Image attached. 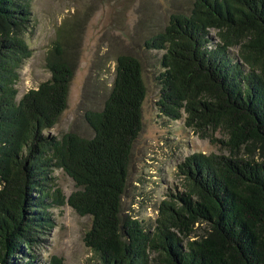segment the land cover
<instances>
[{
  "label": "trees",
  "instance_id": "16d2710c",
  "mask_svg": "<svg viewBox=\"0 0 264 264\" xmlns=\"http://www.w3.org/2000/svg\"><path fill=\"white\" fill-rule=\"evenodd\" d=\"M32 16V0H0V264H40L11 258L34 251L35 232L52 225L49 209L65 204L91 216L83 239L100 264H264V0H193L147 43L164 51L161 111L186 112L223 150L180 164L185 190L160 202L152 229L122 215L143 126L142 62L119 55L103 107L86 113L92 137L46 134L67 108L78 56L57 40L46 57L51 77L18 99ZM54 168L78 189L65 196Z\"/></svg>",
  "mask_w": 264,
  "mask_h": 264
},
{
  "label": "rangeland",
  "instance_id": "374dc122",
  "mask_svg": "<svg viewBox=\"0 0 264 264\" xmlns=\"http://www.w3.org/2000/svg\"><path fill=\"white\" fill-rule=\"evenodd\" d=\"M192 2L32 0L33 20L26 34L32 55L19 70L18 99L51 77L46 57L57 40L67 44L78 56L67 108L46 134L61 138L72 131L92 137L93 129L86 120V113L103 107L112 88L117 58L129 54L142 62L147 87L143 126L130 155L122 215L138 219L146 229L155 226L160 202L169 194L185 190L180 164L196 152L223 151L220 142L212 141L210 136H204V132L187 124L186 112L180 119L172 118L165 115L159 105L162 85L158 77L163 71L160 58L164 51L147 43L165 29L172 14L189 13ZM214 136L215 139L224 138L219 131L214 132ZM52 176L65 196L78 189L63 168H54ZM37 194L35 190L33 195ZM49 211L52 225L35 232L34 251L23 246L24 250L11 261L21 263L32 259L50 264L56 255L63 258V264H100L98 256L83 239L92 226L91 216L80 215L68 204L52 207ZM152 264L157 263L153 261Z\"/></svg>",
  "mask_w": 264,
  "mask_h": 264
}]
</instances>
